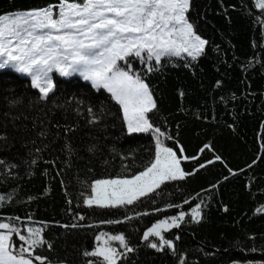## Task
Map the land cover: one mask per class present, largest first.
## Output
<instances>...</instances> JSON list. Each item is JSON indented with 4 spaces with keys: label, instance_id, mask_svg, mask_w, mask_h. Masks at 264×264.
<instances>
[{
    "label": "trees",
    "instance_id": "obj_1",
    "mask_svg": "<svg viewBox=\"0 0 264 264\" xmlns=\"http://www.w3.org/2000/svg\"><path fill=\"white\" fill-rule=\"evenodd\" d=\"M59 3L0 0V15ZM254 5L190 0L187 18L207 41L203 53L196 59L164 56L159 65L134 55L120 62L148 84L156 101L150 121L165 134V146L189 157L181 167L193 173L166 181L127 207L90 208L84 199L97 179L143 171L155 157V134L128 133L111 93L79 75L53 71L55 88L42 99L31 76L0 69V223L24 235L28 227L43 228L42 238L51 244L29 258L103 264L84 255L95 250L101 232L124 235L133 249L117 264H228L235 256L264 257V211H257L264 209V13ZM197 204L199 222L186 216L178 228L162 233L174 250L161 249L157 237L143 239L159 220L190 213ZM109 220L122 223H102ZM13 242L28 247L16 235ZM153 242L158 248L150 247Z\"/></svg>",
    "mask_w": 264,
    "mask_h": 264
},
{
    "label": "snow or ice",
    "instance_id": "obj_2",
    "mask_svg": "<svg viewBox=\"0 0 264 264\" xmlns=\"http://www.w3.org/2000/svg\"><path fill=\"white\" fill-rule=\"evenodd\" d=\"M254 6L264 13V0H255ZM189 8L190 0H60L59 5L16 16L0 15V69L12 68L31 76L32 86L39 90L42 99H47L55 88L50 73L56 71L64 77L78 73L96 89L111 93L123 112L128 133L151 132L156 136L155 157L148 166L130 178L117 176L92 182L90 194L84 199L88 207H127L156 192L166 181L184 180L193 174L181 167V159L189 157H178L172 148L166 147L161 140L165 134L150 121L148 114L156 109V101L148 84L139 75L120 67L121 61L127 63V58L133 55L142 61L154 60L156 65L164 56L186 53L196 59L203 53L207 41L195 33L189 22ZM3 201L5 197L0 196V202ZM186 216L199 222L201 205L197 204L190 213L181 211L177 216L159 220L143 233V239L157 237L161 249L167 246L174 250L173 241L162 233L178 228ZM43 231V228L28 227L24 235L15 225L0 223V264H33V258L29 257L36 248L44 245L51 248L42 238ZM13 235L28 247L23 244L18 247ZM95 239L102 244L98 243L95 250L86 251L84 255L100 258L103 264H117L126 252L133 251L124 235L101 232ZM109 241L119 242V247L111 246ZM150 247L156 249L158 244L153 242ZM44 259L34 256L40 264H44Z\"/></svg>",
    "mask_w": 264,
    "mask_h": 264
},
{
    "label": "rangeland",
    "instance_id": "obj_3",
    "mask_svg": "<svg viewBox=\"0 0 264 264\" xmlns=\"http://www.w3.org/2000/svg\"><path fill=\"white\" fill-rule=\"evenodd\" d=\"M24 12H27V11L15 12V13H8V14H5V15L12 17V16H16L18 14L24 13ZM51 74L52 73L49 74L50 77H51ZM76 75H79V74L77 73ZM155 138H156V136H155ZM161 140L163 142V137H161ZM98 243L99 244H102V241L101 242H97V244ZM109 243H110L111 246H114V245H112V241H109ZM33 264H38V263L33 260ZM58 264H65V263H58ZM136 264H165V263L163 261H161V260H155V261H141V262H138ZM228 264H264V257H249V258H243L241 256H235V257H232L231 258V260H230V262Z\"/></svg>",
    "mask_w": 264,
    "mask_h": 264
}]
</instances>
